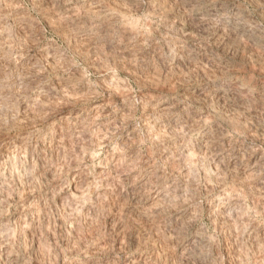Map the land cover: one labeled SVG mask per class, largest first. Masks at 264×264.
<instances>
[{
	"label": "clouds",
	"instance_id": "obj_1",
	"mask_svg": "<svg viewBox=\"0 0 264 264\" xmlns=\"http://www.w3.org/2000/svg\"><path fill=\"white\" fill-rule=\"evenodd\" d=\"M0 264H264V0H0Z\"/></svg>",
	"mask_w": 264,
	"mask_h": 264
}]
</instances>
